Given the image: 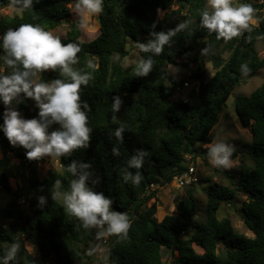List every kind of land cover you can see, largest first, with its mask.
Here are the masks:
<instances>
[{"label": "trees", "instance_id": "1", "mask_svg": "<svg viewBox=\"0 0 264 264\" xmlns=\"http://www.w3.org/2000/svg\"><path fill=\"white\" fill-rule=\"evenodd\" d=\"M76 1L32 0L29 7L23 8L22 0H0V10L10 2L20 10L12 20L0 18V35L22 24H38L50 31L62 20H68L69 4ZM175 3L179 4L177 9L170 11ZM248 4L253 10L264 6ZM207 7V0H103L98 13L100 31L90 41L80 39V20L72 22L66 36L60 39L63 44H79L77 63L72 68L91 74L87 86L82 85L80 90L81 101L89 106V146L61 156V171L49 169L47 176L38 179L33 166L39 160L26 158L25 150L10 145L0 132V190L5 194V203L0 206V255L15 244V264H40L48 256L52 264H80L86 255L79 246L94 240L95 230L83 229L76 217L66 213L61 200L51 198V191L68 190L74 177L66 167L77 161L91 164L93 179L100 178L94 190L108 196L113 209L126 213L130 220L126 238L106 239L110 264H166L165 252L173 255L168 264H264V83L251 94L235 98L241 125L252 131V164L241 163L238 174L229 177V184L209 185L204 219L196 218L195 185L186 187V195L175 197L177 214L167 213L158 219L156 189L152 185L171 182L182 171L179 164L195 153L194 146L209 143L211 130L232 90L242 82L244 74L264 67V57L255 48L257 39L264 36V15L257 24L249 21L248 28L225 40L200 26V14ZM161 10H165L162 19L158 17ZM178 16L179 20L175 19ZM182 23L187 27L176 30ZM170 29L175 30L174 35L161 54L140 51L141 59L151 56L153 61L148 76L137 77L134 68L124 67V58L130 53L128 40L146 43L150 33ZM193 44L198 48L200 61L189 78L199 81V85H194L184 97L172 99L174 91L186 80L175 82L167 67L187 57L194 50ZM219 46L231 51L228 60H222ZM203 49L206 51L202 53ZM206 61L215 67L210 78ZM0 71H8L2 62ZM41 78L67 79L59 69L46 71ZM116 95L123 104L114 122L111 104ZM17 107L28 119L38 111L31 100L22 101ZM3 110L0 104V113ZM121 123L126 129L122 142L112 135ZM114 146L119 149V156L113 155ZM140 148L148 153L142 167L128 168V159ZM13 157L25 162L23 167L33 169L27 194L32 212L29 216L20 203L23 191H12L9 183ZM168 168L170 172L165 173ZM137 172L141 175L138 184L131 179L124 181L126 174ZM239 195L246 197L240 211L254 237L239 233L230 218L217 216L222 204L234 205ZM40 196L47 200L43 206L38 205ZM7 219L10 222L3 223ZM24 236L37 243L38 256L27 251ZM219 244L224 246L225 257L217 251Z\"/></svg>", "mask_w": 264, "mask_h": 264}, {"label": "clouds", "instance_id": "2", "mask_svg": "<svg viewBox=\"0 0 264 264\" xmlns=\"http://www.w3.org/2000/svg\"><path fill=\"white\" fill-rule=\"evenodd\" d=\"M21 0H17L20 3ZM32 0H22V7L30 6ZM208 7L200 14V26L217 38L225 40L237 36L248 28L253 8L248 3L235 5L233 0H207ZM103 0H77V9L82 13L79 26L83 28L86 17L83 13L98 14L102 11ZM187 27L178 25L176 30ZM175 30L150 33L146 42H138L141 52L159 55L169 44ZM0 62L7 73L0 71V104L4 110L0 113V132L13 147H22L29 160L43 157H61L80 148H87L92 129L87 115L88 104L81 101V86H87L91 74L73 70L80 52L78 43L63 44L59 36L45 30L40 25L22 24L0 35ZM206 49L202 50V53ZM151 56L141 59L133 71L137 77H145L152 70ZM91 67V65H89ZM59 72L67 79L43 80L38 78L48 70ZM197 83V82H196ZM31 100L38 110L35 117L25 118L18 110L22 101ZM123 101L119 95L112 97L111 109L113 121L119 113ZM126 131L121 123L112 135L122 142ZM208 162L215 167H228L232 147L223 141L212 142L207 146ZM114 156H119L117 147H113ZM148 155L143 148L136 149L128 159L127 167L140 169ZM88 162L72 161L66 171L74 177L68 190L51 191L53 200L59 199L67 214L76 217L82 228L95 230L97 238L117 236L126 238L130 220L126 213L113 209V201L103 192L94 190L100 182L93 179ZM184 170V169H183ZM125 182L131 179L133 184L141 180L139 172L123 177ZM174 179V178H173ZM199 182V181H198ZM60 181L56 182L59 186ZM196 184V183H195ZM193 184V185H195ZM192 186V185H191ZM190 187V186H186ZM46 197H38V205L46 204ZM17 245L13 244L3 255L0 264H15Z\"/></svg>", "mask_w": 264, "mask_h": 264}, {"label": "rangeland", "instance_id": "3", "mask_svg": "<svg viewBox=\"0 0 264 264\" xmlns=\"http://www.w3.org/2000/svg\"><path fill=\"white\" fill-rule=\"evenodd\" d=\"M123 3L127 0H121ZM258 0H233L235 5L240 3H257ZM77 1L69 4L71 8V15L68 20H62L55 28L50 31L54 34L63 38L66 36L67 31L71 28L73 21L80 20L81 12L76 7ZM178 3H175L172 9H177ZM20 10L12 2L5 5L0 10V18L6 20H12L16 14H19ZM86 17V24L83 28L80 27L82 41H90L94 39L99 34V18L98 14L83 13ZM165 15V10L158 12V17L162 19ZM264 15L263 13L257 12L256 9L253 11L250 22L253 24L258 23V19ZM175 19L179 20V16ZM201 43V41H199ZM194 45V50L189 53L187 57L181 58L179 63L168 65L167 69L170 71L175 82L180 80H188L189 86L182 87L181 89H176L172 96V99L182 98L184 95L197 83L189 78L191 70H193L200 61V57L197 55V46ZM128 48L130 53L124 58L123 65L126 69L132 70L134 66L140 61L141 54L138 47V42L133 40H128ZM255 48L260 57H264V36H261L255 42ZM218 50L221 52V57L223 61H226L231 56V51L226 50L223 46H219ZM207 68L208 78L212 77L215 73L214 63L211 61L205 62ZM51 71V70H48ZM38 78H41L38 74ZM264 83V67L258 69L255 73H246L243 75V80L238 84L231 94L225 100L223 110L219 115V121L212 128L210 133L209 143L223 141L226 144L231 145L232 154L230 157V163L228 167H215L208 162L207 158V145L209 143L198 144L195 147V153L185 157V160L179 164V168L182 170L187 168L191 163L195 164L199 182L195 184V195L197 197L198 208L196 212L197 219H204L206 216L207 209V189L212 182H220L222 184L231 183L230 176L238 174L240 171L239 166L241 163L247 165L252 164V159L250 153L252 150V131L250 127H244L241 125L238 115L235 109V98L238 95H249L254 89L259 87ZM24 116V114L22 113ZM2 154L0 153V158ZM22 160L18 157H13L14 164L12 165L11 176L9 183L12 191H23V196L20 199L21 206L25 208V214L31 215L30 210V198L27 195L29 193L30 180L32 172L34 169V174L38 179H43L48 175L49 169L54 168L58 172L61 171V160L60 157H50L46 156L36 163H34L33 169L23 167ZM170 172V169H166L165 173ZM33 174V175H34ZM152 189H156V199H157V210L158 219H162L165 214L172 213L177 214L178 210L175 207V197H182L186 195V187H179L178 184L173 179L162 186L152 185ZM246 197L239 195L235 199V204H222L217 211V216L221 219L228 217L231 219L235 229L248 237H254V233L245 224L242 218V212L240 211L242 202ZM153 199L149 202V204ZM5 203V194L0 190V206ZM10 219L4 220L3 223L8 224ZM107 237L96 238L90 240L89 243H81L79 248L81 252L86 255L80 262V264H110L111 255L109 252L108 244L106 242ZM27 251L35 256H38V246L37 243L32 240V237L24 236L22 237ZM218 253L225 257V249L223 244H219L217 247ZM177 254V253H176ZM177 256V255H176ZM173 255L169 252H165L164 261L166 264L172 263ZM39 264V263H35ZM40 264H52V258L48 256L44 263Z\"/></svg>", "mask_w": 264, "mask_h": 264}, {"label": "built area", "instance_id": "4", "mask_svg": "<svg viewBox=\"0 0 264 264\" xmlns=\"http://www.w3.org/2000/svg\"><path fill=\"white\" fill-rule=\"evenodd\" d=\"M257 3L264 4V0H258ZM256 11L264 14V6H262L261 8H257ZM198 85L199 81H197L196 86ZM186 86H189L188 80L184 82L182 87ZM182 87H177V89H181ZM174 180L179 187L191 186L197 183L199 181V176L195 164L191 163L180 173H176L174 175Z\"/></svg>", "mask_w": 264, "mask_h": 264}, {"label": "water", "instance_id": "5", "mask_svg": "<svg viewBox=\"0 0 264 264\" xmlns=\"http://www.w3.org/2000/svg\"><path fill=\"white\" fill-rule=\"evenodd\" d=\"M55 79V78H54Z\"/></svg>", "mask_w": 264, "mask_h": 264}]
</instances>
